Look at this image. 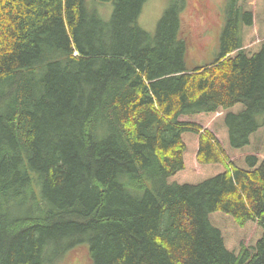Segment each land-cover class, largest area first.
I'll return each instance as SVG.
<instances>
[{"label": "trees", "instance_id": "16d2710c", "mask_svg": "<svg viewBox=\"0 0 264 264\" xmlns=\"http://www.w3.org/2000/svg\"><path fill=\"white\" fill-rule=\"evenodd\" d=\"M146 2L0 0V264H264V0L193 67Z\"/></svg>", "mask_w": 264, "mask_h": 264}, {"label": "rangeland", "instance_id": "374dc122", "mask_svg": "<svg viewBox=\"0 0 264 264\" xmlns=\"http://www.w3.org/2000/svg\"><path fill=\"white\" fill-rule=\"evenodd\" d=\"M92 4L105 19L112 15L113 2ZM169 5L170 0H147L138 19L139 27L155 35ZM226 7L227 0H186L182 20L183 33L190 43L189 61L187 60L189 67L209 64L219 54L220 39L226 25ZM51 264H92L88 243L66 252Z\"/></svg>", "mask_w": 264, "mask_h": 264}, {"label": "bare ground", "instance_id": "6f19581e", "mask_svg": "<svg viewBox=\"0 0 264 264\" xmlns=\"http://www.w3.org/2000/svg\"><path fill=\"white\" fill-rule=\"evenodd\" d=\"M32 187H33V185H32Z\"/></svg>", "mask_w": 264, "mask_h": 264}]
</instances>
